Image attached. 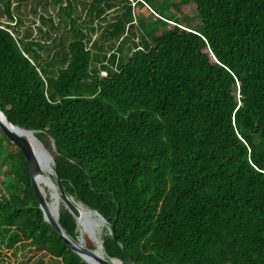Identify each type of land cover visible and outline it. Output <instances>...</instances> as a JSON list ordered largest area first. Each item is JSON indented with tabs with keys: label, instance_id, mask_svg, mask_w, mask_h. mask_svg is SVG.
<instances>
[{
	"label": "trees",
	"instance_id": "16d2710c",
	"mask_svg": "<svg viewBox=\"0 0 264 264\" xmlns=\"http://www.w3.org/2000/svg\"><path fill=\"white\" fill-rule=\"evenodd\" d=\"M28 6L41 40L21 30ZM0 17V110L104 218L106 259L264 264V0H0ZM38 205L0 131V264H88Z\"/></svg>",
	"mask_w": 264,
	"mask_h": 264
},
{
	"label": "water",
	"instance_id": "95a60500",
	"mask_svg": "<svg viewBox=\"0 0 264 264\" xmlns=\"http://www.w3.org/2000/svg\"><path fill=\"white\" fill-rule=\"evenodd\" d=\"M0 131L9 140V142H11L13 145L18 147L22 152L30 173L31 187L38 199V203H39L38 207L43 214L44 221L51 226L53 231L64 240L66 245L74 253L79 255L88 264L89 261L84 256H89L93 258L97 262V264H113L114 261H119L117 259H106L105 257L102 258L97 257L95 254V251L98 248L97 245L95 244L96 248L94 250H90L84 247L81 244L83 243V240L80 238V235L78 237L77 242H73L60 227L58 223V212H56V218L47 213L48 201L46 200V197L42 194V191L38 186L37 182L35 181V178L41 174L40 165H42L43 163L50 162L53 168V159L51 155L48 153V151L35 137H34V144H31L29 139L22 135V132L33 134V131H26L17 126L10 124L7 118L5 117V115L1 112V110H0ZM50 178L54 182L55 191L58 200L61 201L64 204V206L69 209V211L73 214L78 224V218H79L78 204L84 207L85 209L87 208L80 203H76L72 198L67 197V195L65 194L62 188L59 177L54 169H53V174H50ZM87 210L96 217V220L99 224L101 225L105 224L104 218L101 216V214L98 211L90 210V209ZM88 237L92 240V242L95 243V241L90 236ZM99 242H100V247L103 250L102 242L100 239ZM121 255L124 260V263L120 261L122 264H131L127 255L123 251H121Z\"/></svg>",
	"mask_w": 264,
	"mask_h": 264
},
{
	"label": "bare ground",
	"instance_id": "6f19581e",
	"mask_svg": "<svg viewBox=\"0 0 264 264\" xmlns=\"http://www.w3.org/2000/svg\"><path fill=\"white\" fill-rule=\"evenodd\" d=\"M22 135L28 138L31 144H34V136L32 133L22 132ZM40 170H41V174L35 178V181L38 184L40 182L39 181L40 177H42L44 181V186H43L42 191L44 190L46 191L45 195L43 193L42 194L45 197L48 195V198H49L48 205H47V211H48L47 213L56 218V212H58L59 210L58 209L59 200L56 195L54 182L50 178V174H53L52 164L50 162H45L42 165H40ZM78 210H79L78 225L80 227H84L90 233V235L92 236V239L95 241V244L98 247L95 251L96 256L100 258L104 257L103 250L100 247L99 237L97 236V232H96V227H95L96 224L93 221L94 215L79 204H78ZM83 237L84 235L82 234L81 235L82 240H83ZM84 257L89 261V264H97V262L93 258L89 256H84ZM113 264H122V263L120 261H114Z\"/></svg>",
	"mask_w": 264,
	"mask_h": 264
},
{
	"label": "rangeland",
	"instance_id": "374dc122",
	"mask_svg": "<svg viewBox=\"0 0 264 264\" xmlns=\"http://www.w3.org/2000/svg\"><path fill=\"white\" fill-rule=\"evenodd\" d=\"M30 7H26V8H22L21 9V15H22V18L24 20V23H23V26L21 27V30H31L32 31V34H33V37L35 39H40L41 38L39 37V34L37 32V28L38 26L40 25L38 23V20H37V17L35 15H33V13L30 11L29 9ZM52 6H49L48 7V10H51L52 11ZM39 10V9H38ZM185 11L188 13V15H193L194 14V8L193 6H189L185 9ZM0 20L1 21H6L5 17H0ZM100 34V31H97L96 33H94L93 37H97L99 36ZM95 216H93V221L94 223L96 224V232H97V236L99 237L100 239V234H101V230H102V227L103 225L101 224H98L97 221H96V217L94 218ZM79 227V225H78ZM101 228V229H100ZM79 233H80V227H79ZM87 236V234H85ZM88 237V236H87ZM94 243V242H93ZM95 244V243H94ZM82 245L85 247V242H84V239H83V243ZM96 246V245H95ZM7 253V257L9 258V264H27L28 263V260L27 259H32L34 262L36 260V257L34 258L32 253H29L27 255H24L23 253L20 254L19 252L16 254V255H13L11 253V251H5ZM26 254V252H25ZM34 258V259H33ZM44 259V262L47 263L49 260L47 257L43 258ZM27 262V263H25Z\"/></svg>",
	"mask_w": 264,
	"mask_h": 264
},
{
	"label": "built area",
	"instance_id": "2783aa9c",
	"mask_svg": "<svg viewBox=\"0 0 264 264\" xmlns=\"http://www.w3.org/2000/svg\"><path fill=\"white\" fill-rule=\"evenodd\" d=\"M101 75H102V76H106V72L102 71V72H101Z\"/></svg>",
	"mask_w": 264,
	"mask_h": 264
},
{
	"label": "crops",
	"instance_id": "0c3cea01",
	"mask_svg": "<svg viewBox=\"0 0 264 264\" xmlns=\"http://www.w3.org/2000/svg\"><path fill=\"white\" fill-rule=\"evenodd\" d=\"M23 252H20V254H22Z\"/></svg>",
	"mask_w": 264,
	"mask_h": 264
}]
</instances>
